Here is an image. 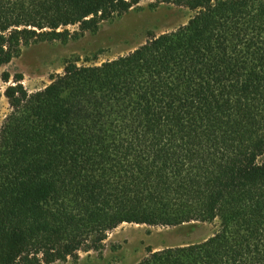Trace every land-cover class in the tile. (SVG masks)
I'll return each instance as SVG.
<instances>
[{"label": "trees", "instance_id": "16d2710c", "mask_svg": "<svg viewBox=\"0 0 264 264\" xmlns=\"http://www.w3.org/2000/svg\"><path fill=\"white\" fill-rule=\"evenodd\" d=\"M141 1L0 0V66ZM150 1L192 16L114 59L68 60L40 90L5 87L0 264L76 262L123 223L213 221L135 264H264V0Z\"/></svg>", "mask_w": 264, "mask_h": 264}, {"label": "rangeland", "instance_id": "374dc122", "mask_svg": "<svg viewBox=\"0 0 264 264\" xmlns=\"http://www.w3.org/2000/svg\"><path fill=\"white\" fill-rule=\"evenodd\" d=\"M192 12L184 7L142 0L129 11L101 22L94 30L81 31L78 26L67 27L66 39L31 40L20 43L17 54L0 66V125L9 113L3 94L16 76L29 92L44 88L51 77L63 72L68 60L79 63H100L125 55L154 34L174 30L185 24ZM9 75V82L2 79ZM218 222H193L176 227H161L123 223L108 233L100 252H80L76 262L52 264H135L147 248L158 250L167 246L200 241L210 236Z\"/></svg>", "mask_w": 264, "mask_h": 264}]
</instances>
